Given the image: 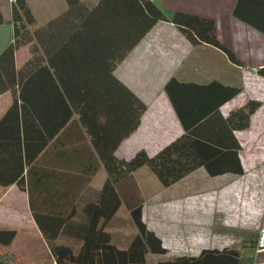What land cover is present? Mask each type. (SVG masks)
<instances>
[{
    "label": "crops",
    "instance_id": "0c3cea01",
    "mask_svg": "<svg viewBox=\"0 0 264 264\" xmlns=\"http://www.w3.org/2000/svg\"><path fill=\"white\" fill-rule=\"evenodd\" d=\"M65 1L62 0L51 18L65 10ZM153 1L169 17L175 10H181L212 18L218 40L238 62L215 45L191 43L170 21L155 22L113 70L146 105L139 124L121 140L115 154L130 158L144 150L152 156L184 133L185 123H199L204 126L200 131L208 136L222 132L228 140L233 135L239 145L242 172L211 175L201 165L164 186L151 167L142 164L129 178L119 182L123 200L106 221L105 229L118 244L116 237L125 234L121 232L124 226L117 222L122 216L135 234L137 229L127 203L138 200L143 221L156 231L166 248L178 247V253L195 254L202 248L230 245L225 241L232 221L255 223L259 219L254 206L250 212L237 214L229 202L236 187L244 188L239 180H249L252 184L255 174V168L249 167L253 160L246 164L241 155V135L251 136L253 123H259L256 126L264 133V76L257 71L264 66V33L233 14L236 0ZM1 11L0 52L13 37L10 7ZM224 86L239 90L228 96ZM248 100L260 104L250 115L248 126L233 129L231 135L224 118L229 110L243 106ZM10 102L8 91L0 93V116ZM106 176L103 161L85 128L71 118L39 156L25 166L24 187L17 183L0 185V227L14 228L16 235H35L42 244L40 249L21 253L12 248V242L10 250L14 259L7 264H45V259L55 263L47 240V235L54 232L56 243L78 247L88 222L83 208L98 200ZM253 204L262 205L258 195ZM242 239L249 238L238 241ZM241 254L254 262H264V249L245 246Z\"/></svg>",
    "mask_w": 264,
    "mask_h": 264
},
{
    "label": "trees",
    "instance_id": "16d2710c",
    "mask_svg": "<svg viewBox=\"0 0 264 264\" xmlns=\"http://www.w3.org/2000/svg\"><path fill=\"white\" fill-rule=\"evenodd\" d=\"M10 12L13 37L0 52V93L11 94L0 116V185L24 187L25 166L71 118L85 128L107 173L98 200L83 208L88 222L78 247L56 243L55 232L47 235L55 264H264L241 254L243 247L255 246L251 238L195 254L169 252L143 221L138 200L127 203L137 229L127 246L114 243L105 229L123 200L119 182L142 164L164 186L201 165L211 175L242 172L232 130L248 126L257 100L228 111V140L222 132L204 134L202 124L185 123L184 133L152 156L144 150L130 158L115 154L146 108L113 73L116 64L158 20L175 24L191 43L215 45L238 62L218 40L212 18L181 10L169 17L153 0H66L65 10L41 26L26 0H12ZM233 14L264 33V0H236ZM26 44L30 54L17 65L15 51ZM257 71L264 76V66ZM224 89L228 96L239 90ZM15 235L14 228L0 227V264L14 259L10 246Z\"/></svg>",
    "mask_w": 264,
    "mask_h": 264
},
{
    "label": "rangeland",
    "instance_id": "374dc122",
    "mask_svg": "<svg viewBox=\"0 0 264 264\" xmlns=\"http://www.w3.org/2000/svg\"><path fill=\"white\" fill-rule=\"evenodd\" d=\"M34 14L36 24L38 26L44 25L48 20L51 19L53 16V12L57 10V7L62 4V0H26ZM11 2L8 0H3L1 2L0 7L3 10H6L11 6ZM66 2V1H65ZM30 54L29 46L24 45L17 49L15 53V60L20 65ZM255 122V120H254ZM256 125L260 126L259 123H253V127L250 131H252L251 136L247 133V136L241 135V141L243 143L241 155L243 160L246 164L253 160L254 163H250L249 167L255 168L254 178L252 179V184L249 180H239L244 185L243 189L240 187H236L234 189V196L230 200V206L232 207V211L237 214H244L247 212L252 211L251 208L254 206L258 209V213L256 214L259 219L256 220L255 223L252 221H244L237 220V222H231L230 228V235L226 238V243H236L238 239L241 238H252L255 239L256 234L259 228L262 226L263 216H264V133L262 132L263 129L257 127ZM259 128V131L257 130ZM255 131V134H253ZM257 171V172H256ZM258 176V177H257ZM262 179V180H261ZM249 181V182H248ZM254 182V183H253ZM256 183V184H255ZM263 183V184H262ZM263 185V187H262ZM175 187V186H174ZM246 187V188H245ZM258 195L262 200L261 206H255L254 200L256 195ZM245 199L246 205H242V200ZM229 200V199H228ZM248 200V201H247ZM235 221V220H234ZM119 224L124 226V229L121 231L122 234L119 237H116V242L120 246H127L130 240L133 238L134 233L131 231V228L127 225L125 219L121 216L117 219ZM224 242V241H223ZM222 242V244H223ZM42 244L36 239L35 235L24 236L22 234L16 235L12 248L17 250L21 253L30 252V250L37 248L40 249ZM169 252L171 253H178V247L170 249ZM45 264H52L50 259L44 260ZM26 264H32L30 262ZM55 264V263H53Z\"/></svg>",
    "mask_w": 264,
    "mask_h": 264
},
{
    "label": "built area",
    "instance_id": "2783aa9c",
    "mask_svg": "<svg viewBox=\"0 0 264 264\" xmlns=\"http://www.w3.org/2000/svg\"><path fill=\"white\" fill-rule=\"evenodd\" d=\"M242 203H243L242 205L244 206L246 205L247 202H245L244 199L242 200ZM254 241H255V248L257 250L264 249V216H263L262 226L259 228Z\"/></svg>",
    "mask_w": 264,
    "mask_h": 264
},
{
    "label": "bare ground",
    "instance_id": "6f19581e",
    "mask_svg": "<svg viewBox=\"0 0 264 264\" xmlns=\"http://www.w3.org/2000/svg\"><path fill=\"white\" fill-rule=\"evenodd\" d=\"M257 172V171H256ZM248 173V172H247ZM258 177V176H257ZM262 180V179H261ZM254 183V182H253ZM228 187V186H227ZM225 188V187H224ZM229 188V187H228ZM219 194V193H218ZM173 208V207H172ZM190 208V207H189ZM226 208V207H225ZM220 209V208H219ZM196 210V209H195ZM164 211V210H163ZM211 211V210H210ZM210 217V216H209ZM173 218V217H172ZM214 218V217H213ZM178 222V221H177ZM181 222V221H180ZM210 222V221H209ZM233 223V222H232ZM157 224V223H156ZM224 224V223H223ZM166 226V225H165ZM168 226V225H167ZM164 227V226H163ZM162 227V228H163ZM156 232V231H155ZM159 232H161V231H159ZM223 241V240H222ZM210 243H212V242H210ZM225 243V242H224ZM207 244V243H206ZM219 244V243H218ZM197 247V246H196Z\"/></svg>",
    "mask_w": 264,
    "mask_h": 264
}]
</instances>
